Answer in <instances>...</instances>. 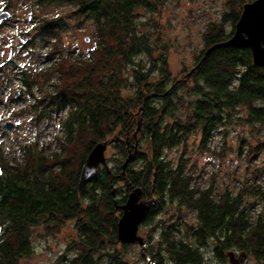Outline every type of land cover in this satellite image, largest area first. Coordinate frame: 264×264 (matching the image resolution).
I'll use <instances>...</instances> for the list:
<instances>
[{"label":"trees","instance_id":"1","mask_svg":"<svg viewBox=\"0 0 264 264\" xmlns=\"http://www.w3.org/2000/svg\"><path fill=\"white\" fill-rule=\"evenodd\" d=\"M28 1L33 3L31 11L55 4L66 5L71 12L64 18L35 17L24 49L35 58L43 50L51 64L45 69L27 64L17 74L24 87L18 95L27 102L23 112H32L44 125L63 113L57 127L63 135L58 138L60 151L50 158L31 143L21 146L22 164L15 160L10 165L0 152V264H17L30 254L31 227L58 226L68 220L74 221L77 252L70 264H127L117 251V222L131 188H139L143 196L153 189L157 208L170 200L177 210L184 207L195 215L196 224L188 233L185 220L157 222L161 211L147 212L143 224L159 229L156 242L147 240L149 264H205L201 249L210 240L215 264L229 262L228 254L238 252L255 264H264V189L260 184L246 179L220 187L213 178L204 187L194 186L185 171L190 134L198 131L197 148L208 152L213 135L227 124L236 120L247 126L264 123V68L253 65L249 49L220 45L233 35L243 5L254 0H227L229 12L207 30L205 48L186 74L194 69L187 77L192 78L190 92L195 100L188 104L186 119L173 116L179 111L175 95L184 84L170 81L167 46L155 30L141 25L136 13H153L166 0ZM226 16L231 23L227 31L223 30ZM63 19L90 25L85 38L90 47L84 51L64 47L61 36L69 29ZM4 67L0 68L1 83L8 74ZM126 89L130 92L124 96ZM137 105L140 123L132 118ZM130 129L137 134L126 136ZM97 143L115 150L112 167L105 159L107 169L99 166L93 180L80 183L81 167ZM74 144L80 152L75 166L70 159L57 160V153ZM130 144L133 158L123 168ZM173 148L182 150L175 164L165 155ZM117 183L122 186L117 188ZM183 229L191 243L177 235ZM125 248L126 244L121 246Z\"/></svg>","mask_w":264,"mask_h":264},{"label":"rangeland","instance_id":"2","mask_svg":"<svg viewBox=\"0 0 264 264\" xmlns=\"http://www.w3.org/2000/svg\"><path fill=\"white\" fill-rule=\"evenodd\" d=\"M228 4L227 0H166L157 6L153 13L143 10L136 11L141 25L155 30V36L160 37L167 46L170 81H180L185 86L179 89L175 95L179 111L174 113V118L186 119L187 113L190 112L188 104L195 100V97L190 92L192 78H188L186 74L196 63L199 53L205 48L204 36L207 30L213 24H219L223 14L229 12ZM32 6L33 3L28 0H0V8L5 7V10L12 14L11 18L0 26V68L4 70L5 65L8 67L7 76L2 83L0 82V152L10 165L15 160L17 163H23L24 154L21 151V146L26 143L33 144V148L41 151L44 157L50 158L55 152L60 151L57 146H59V140L63 135L57 128L63 113L53 115L44 125L41 124L42 121L34 119L35 114L32 112H23L26 110L27 102L18 95V90L24 87H22L17 74L20 68L27 64L33 69L34 67L45 69L51 64L49 58L46 57L47 54L42 55L43 50H40V57L35 58L24 49L26 41L33 33L35 17L49 18L58 15L64 18L71 12L66 5L49 4L44 8H34V11H31ZM237 11L236 7L234 12ZM229 20L230 17L226 16L223 23L225 31L230 29ZM65 23L69 29L61 36L65 48L84 51L90 47V42L85 41L91 32V27L87 22L66 19ZM129 92L126 89L122 91V94L127 96ZM27 97L30 101V95ZM137 106V112L132 116L134 122H140L142 117L141 111L138 109L139 105ZM240 110L241 108L238 112L241 115ZM171 118H168L167 122ZM226 126L220 133L213 135L208 152H199L197 148L199 132L195 131L190 134L188 153L185 157V161H188L185 171L192 179L190 184L195 186L197 183L200 187H204L206 184H210L213 178H216L217 183L222 187L236 185L235 183L240 184V181L248 179L250 183L256 181L264 189V123L247 126L236 120ZM135 132L137 134V131ZM129 134L135 133L130 129L125 135L129 136ZM240 142H244L245 146L240 145ZM76 144L72 148L67 147L63 152L57 153L56 155L59 157L57 160L70 159L71 166H75L80 155V152L75 151L78 146ZM130 145V148H127V155H131V159L133 154L131 153L132 144ZM258 145L260 147H257ZM139 150L136 149L135 152H141ZM7 151H14V153L10 155ZM181 152V148H173L165 151V155L175 164ZM104 155L106 160H110L109 167H112L110 164H113L116 156L115 150L107 146ZM117 184V188L122 186L120 183ZM173 203L175 202L168 200L164 208L165 210L169 209L170 212L165 214L164 210L161 211L155 220L165 223L173 222L178 218L179 221L185 220L188 226L187 232L192 233L196 224L195 215L184 207L177 210ZM85 206L86 204L82 203V207ZM141 224L137 234L146 240L142 245L135 242L126 244L127 248L121 249V246L125 244L120 243L117 247V251H121V256L127 264H149L151 262L144 247L148 245L147 240L150 242L158 240L159 229L150 230L151 226L147 224L141 226ZM73 226L74 221L68 220L58 226L40 224L31 227L29 230L31 252L28 256L20 258L17 264H70L77 255L73 249L76 244ZM177 235L188 243L193 241L192 238L186 237L184 229L180 230ZM211 246L212 241L210 240L208 246L201 249L205 264H215ZM239 255L240 252L235 257ZM225 264H229V262L226 261ZM246 264H255V261L248 258Z\"/></svg>","mask_w":264,"mask_h":264},{"label":"water","instance_id":"3","mask_svg":"<svg viewBox=\"0 0 264 264\" xmlns=\"http://www.w3.org/2000/svg\"><path fill=\"white\" fill-rule=\"evenodd\" d=\"M9 17L10 13L8 11L0 13V23L9 19ZM85 40L88 41V39ZM220 45L237 49H249L253 65L264 68V0H254L243 5L234 26L233 35ZM215 47L217 45L213 46V48ZM211 49L209 48L207 53ZM193 71L194 69L191 70V72ZM151 96L149 95L145 99ZM139 123L137 130L139 129ZM106 147V143H97L89 152L81 167L79 174L80 183L93 180L98 173L99 166H105L107 169L104 155ZM130 156L124 161L123 168L128 163ZM152 203V200H141V190L139 188H131L125 204L120 207L121 215L117 222V240L121 244H133L135 242L139 245L143 244V239L137 235V230L139 225L145 220L146 212ZM228 259L230 264H246L247 262L245 254L235 257L231 253L228 254Z\"/></svg>","mask_w":264,"mask_h":264},{"label":"flooded vegetation","instance_id":"4","mask_svg":"<svg viewBox=\"0 0 264 264\" xmlns=\"http://www.w3.org/2000/svg\"><path fill=\"white\" fill-rule=\"evenodd\" d=\"M4 11H7V10H5V7L3 8H0V13H2V12H4ZM9 12V11H8ZM10 13V12H9ZM11 16H12V14L10 13V17L9 18H11ZM9 19H7V20H4V21H1V23H0V26H2L6 21H8ZM153 192H154V190L152 189V191H150V192H148V193H146V195H144L143 196V193H142V191H141V200H147V201H150V200H152L153 201V203L150 205V207H149V209H148V211L150 210V209H153V208H157V206L159 205L157 202H156V199H158L157 198V196H153V195H151V193L153 194ZM166 203H164V202H162V205L160 206V207H158L157 209L159 210V211H163L164 210V212H165V214H168L169 212H170V210L168 209V210H165V208H164V205H165ZM147 211V212H148ZM147 212H146V215H147ZM138 235V234H137ZM139 236V235H138ZM139 237H141V236H139ZM143 239V238H142ZM143 241H145L144 239H143ZM150 250V248H149V245H146L145 247H144V251H145V253H147L148 254V251ZM149 259H150V257H149Z\"/></svg>","mask_w":264,"mask_h":264}]
</instances>
